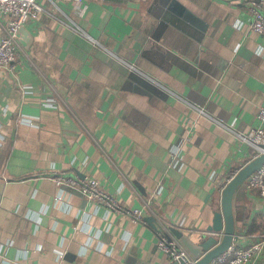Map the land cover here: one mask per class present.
<instances>
[{
    "label": "crops",
    "instance_id": "1",
    "mask_svg": "<svg viewBox=\"0 0 264 264\" xmlns=\"http://www.w3.org/2000/svg\"><path fill=\"white\" fill-rule=\"evenodd\" d=\"M38 1L16 70L0 69V264H171L146 218L203 232L256 153L237 135L261 125L264 104L249 0ZM56 173L96 178L144 221ZM234 209L233 243L250 245L264 199L245 182Z\"/></svg>",
    "mask_w": 264,
    "mask_h": 264
},
{
    "label": "built area",
    "instance_id": "2",
    "mask_svg": "<svg viewBox=\"0 0 264 264\" xmlns=\"http://www.w3.org/2000/svg\"><path fill=\"white\" fill-rule=\"evenodd\" d=\"M73 1L78 2L80 0ZM248 2L249 11L253 16L250 29L264 37V0H249ZM42 10L38 0H0V26L2 30L0 35V69L9 72L16 70L21 55L25 53L20 29L29 21L36 19ZM194 108L201 114L205 113L201 108L196 106ZM258 119L261 122L259 127L246 134H237L242 142L254 147L256 150L254 158L264 153V104L259 107ZM170 156L175 161L183 159L180 153L177 154L176 152ZM51 178L59 187H67L70 190L80 192L89 202L105 206L115 213L124 214L133 221H144V210L130 209L124 206L96 178H77L62 173H56ZM246 185L248 189L258 191L261 198L264 199V164L252 174ZM145 203L146 207L150 209V203ZM156 223L159 232L158 248L172 261L195 264L196 260L180 240L173 235L170 226L161 219H156ZM259 258L264 260V233L259 235L258 239L250 245L242 246L232 243L223 254L213 260L212 264H254Z\"/></svg>",
    "mask_w": 264,
    "mask_h": 264
},
{
    "label": "water",
    "instance_id": "3",
    "mask_svg": "<svg viewBox=\"0 0 264 264\" xmlns=\"http://www.w3.org/2000/svg\"><path fill=\"white\" fill-rule=\"evenodd\" d=\"M22 44L28 48L32 38L24 26L20 29ZM264 164V153L253 158L240 168L236 174L224 186L220 208L212 210V219L200 235L199 240H194L193 234L171 228L173 235L180 240L190 255L196 260L195 264H212L213 260L223 254L241 235V230L236 227V211L234 209V196L237 190ZM151 224H155L156 219L151 216L146 218ZM194 234V235H195ZM171 264H185L184 262L172 261Z\"/></svg>",
    "mask_w": 264,
    "mask_h": 264
}]
</instances>
